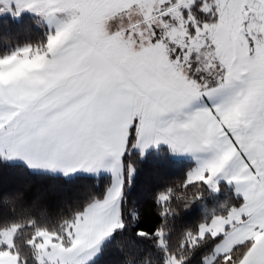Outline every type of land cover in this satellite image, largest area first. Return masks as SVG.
<instances>
[{"label":"snow or ice","instance_id":"1","mask_svg":"<svg viewBox=\"0 0 264 264\" xmlns=\"http://www.w3.org/2000/svg\"><path fill=\"white\" fill-rule=\"evenodd\" d=\"M0 264H264V0H0Z\"/></svg>","mask_w":264,"mask_h":264}]
</instances>
